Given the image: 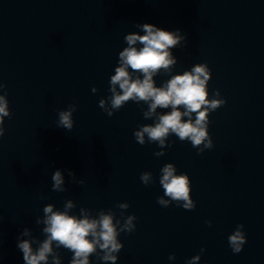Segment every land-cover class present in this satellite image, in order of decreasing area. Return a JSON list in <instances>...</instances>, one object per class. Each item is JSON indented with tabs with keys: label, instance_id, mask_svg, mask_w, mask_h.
Wrapping results in <instances>:
<instances>
[{
	"label": "clouds",
	"instance_id": "obj_1",
	"mask_svg": "<svg viewBox=\"0 0 264 264\" xmlns=\"http://www.w3.org/2000/svg\"><path fill=\"white\" fill-rule=\"evenodd\" d=\"M137 27L144 34L133 32L124 37L128 47L119 52L118 66L110 77L111 96L107 100L101 99L99 107L108 116H112L129 101L147 104L148 108L143 113L144 118L154 119L155 122L141 125L134 132L136 141L141 145L146 143L145 135H147L148 142H158L163 149L168 137L175 134L181 141H190L199 153L213 148V140L208 131L209 114L222 107L226 100L220 98L218 90L214 97L209 99L208 82L211 79V71L208 65L196 64L190 71L172 75L162 86H156L154 76L161 72L170 73L172 67L177 64V58L172 55L170 49L182 45L186 37L180 29L169 31L150 23L140 24ZM137 44L141 47H136ZM136 73L139 75H134ZM4 88L5 85L0 83V90ZM92 91L95 93L97 89L94 87ZM157 109L171 110L157 112ZM75 110L76 106L70 105L67 110L60 111L58 126L71 131L74 126ZM193 114H195L194 119ZM10 116L7 94H0V137L5 134L4 119ZM155 155L162 156L164 152L159 151ZM67 171L75 180V173L71 170ZM161 173L160 184L164 189V196L159 197L157 202L167 207L174 201L184 209H194L196 205L191 197L189 176L177 174V169L172 163L164 165ZM51 179L54 191H65L63 171L55 170ZM140 179L147 185L152 179V174L144 172ZM78 183L83 184V181ZM53 207V204H47L43 208V218H37L36 221L37 224L44 225L42 231L46 238L43 241L33 237L28 228L20 233V237L31 236V239L18 237L17 248L22 252L25 264H49L50 259L51 264H61V256L56 250L61 247L73 253L70 264H90V257L93 254L104 262L116 264L117 254L123 248V244L118 239L120 233H131L136 228L134 215L127 216L121 223L110 210L107 212L101 210L95 217L85 208L80 209L82 218L69 214L70 210L76 207L72 200H67L62 211H53ZM118 207L124 210L129 205L121 203ZM243 227V224L238 225L229 236V245L234 253H240L246 243ZM34 243L38 245L35 249ZM169 259L175 257L170 256ZM199 260L200 255H196L188 264H197Z\"/></svg>",
	"mask_w": 264,
	"mask_h": 264
}]
</instances>
